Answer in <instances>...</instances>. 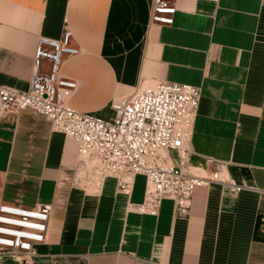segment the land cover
<instances>
[{"label": "crops", "instance_id": "1", "mask_svg": "<svg viewBox=\"0 0 264 264\" xmlns=\"http://www.w3.org/2000/svg\"><path fill=\"white\" fill-rule=\"evenodd\" d=\"M151 2L0 0V87L28 90L38 38L68 28L81 50L62 67L79 84L72 108L104 112L139 84L198 87L189 166L202 173L206 160L220 162L248 189L214 183L196 188L186 217L169 200L157 216L141 214L143 177L130 196L112 178L94 192L73 188L75 144L34 111L8 114L0 197L51 208L28 264H264V0H178L171 26L149 24Z\"/></svg>", "mask_w": 264, "mask_h": 264}, {"label": "built area", "instance_id": "2", "mask_svg": "<svg viewBox=\"0 0 264 264\" xmlns=\"http://www.w3.org/2000/svg\"><path fill=\"white\" fill-rule=\"evenodd\" d=\"M177 2L152 0L149 24L173 25ZM80 54L68 28L59 40L41 36L28 90L0 87V117L34 111L75 144L73 188L96 191L112 178L118 190L130 196L135 179L143 177L144 198L135 209L157 216L162 203L169 200L178 217L189 214L196 188L216 183L233 194L248 189L225 173L222 163L211 159L202 173L200 168L191 171L189 143L200 109V88L169 82L139 84L130 94L111 101L112 117L101 118L70 105L79 84L63 76L62 67ZM50 212V206L28 208L0 197V256H17L21 264L32 262L36 247L46 240Z\"/></svg>", "mask_w": 264, "mask_h": 264}, {"label": "rangeland", "instance_id": "3", "mask_svg": "<svg viewBox=\"0 0 264 264\" xmlns=\"http://www.w3.org/2000/svg\"><path fill=\"white\" fill-rule=\"evenodd\" d=\"M150 85V84H149ZM145 86H148V84L146 83ZM144 86V87H145ZM134 89H132L131 91L125 92L122 96L128 95L130 94ZM98 117L101 118H110L113 116V113L110 111L109 108H107V110H105L104 112L98 113L96 114ZM192 171V170H191ZM193 172V171H192ZM89 192H94L93 188L91 190H89ZM4 257H8L10 258V260H12L13 262L17 263V264H21V259L18 258L17 256H0V262L3 260Z\"/></svg>", "mask_w": 264, "mask_h": 264}, {"label": "bare ground", "instance_id": "4", "mask_svg": "<svg viewBox=\"0 0 264 264\" xmlns=\"http://www.w3.org/2000/svg\"><path fill=\"white\" fill-rule=\"evenodd\" d=\"M89 190H91V189H89ZM89 190H88V191H89ZM93 190L95 191V189H94V188H93Z\"/></svg>", "mask_w": 264, "mask_h": 264}]
</instances>
